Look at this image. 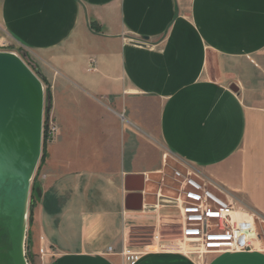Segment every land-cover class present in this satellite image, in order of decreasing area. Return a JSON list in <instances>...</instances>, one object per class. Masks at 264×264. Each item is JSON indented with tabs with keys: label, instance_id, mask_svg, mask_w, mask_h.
<instances>
[{
	"label": "crops",
	"instance_id": "1",
	"mask_svg": "<svg viewBox=\"0 0 264 264\" xmlns=\"http://www.w3.org/2000/svg\"><path fill=\"white\" fill-rule=\"evenodd\" d=\"M1 35L36 58L55 101L68 94L38 179L36 264H125L127 249L136 264H264V0H0ZM172 165L256 223L257 249L161 247ZM128 176L141 211L126 209Z\"/></svg>",
	"mask_w": 264,
	"mask_h": 264
},
{
	"label": "water",
	"instance_id": "2",
	"mask_svg": "<svg viewBox=\"0 0 264 264\" xmlns=\"http://www.w3.org/2000/svg\"><path fill=\"white\" fill-rule=\"evenodd\" d=\"M231 90L239 91L235 86ZM43 115L41 81L24 62L0 52V223L4 228V235H0V264H28L25 249L30 189L25 216L24 202L20 206L12 202L17 192H11V184H17L29 171L39 139L42 145ZM141 178L144 183L145 178ZM130 179L131 176L126 178V209L141 211L144 186L131 189ZM133 197L138 198L136 207L129 206Z\"/></svg>",
	"mask_w": 264,
	"mask_h": 264
},
{
	"label": "built area",
	"instance_id": "3",
	"mask_svg": "<svg viewBox=\"0 0 264 264\" xmlns=\"http://www.w3.org/2000/svg\"><path fill=\"white\" fill-rule=\"evenodd\" d=\"M175 178L179 184L177 195L167 198L166 203L178 212L180 239L162 244L161 247L199 258L209 254L241 253L257 249L261 234L256 223L239 221L234 205L215 193L191 169L184 172L177 170ZM154 238L158 240L159 236ZM122 254L125 264H136L141 256L140 252L131 249L124 250Z\"/></svg>",
	"mask_w": 264,
	"mask_h": 264
},
{
	"label": "rangeland",
	"instance_id": "4",
	"mask_svg": "<svg viewBox=\"0 0 264 264\" xmlns=\"http://www.w3.org/2000/svg\"><path fill=\"white\" fill-rule=\"evenodd\" d=\"M0 52L15 54L38 77L44 89V115L41 159L38 162L37 168L31 180L29 211L27 217V239L25 249V255L28 264H36V253H34L32 248L31 232L34 222V212L37 206V199L39 194L38 179L41 176L43 167L45 165L51 164L52 147L61 139V125L58 119V115L56 114V110H58V105L61 108L65 106L68 99V94H60L59 99L55 101V95L50 87V82L42 74L40 70V63L36 60V58L32 56L28 51H26L23 47L16 43H11V40L8 37L6 38L2 35L0 36ZM175 167L178 168L177 165H172L168 168V175L169 182L174 188L173 191L176 193L175 195H177L179 184L175 178ZM218 195L222 198H225L221 193H218ZM169 211L171 212V215L163 221V223L161 224V229L164 230V235L167 236L169 240L177 241L180 239L181 228L178 212L175 208H171ZM148 230L149 229L147 228L140 229V231L135 234V240L139 241L140 243H147L146 241H150L151 231Z\"/></svg>",
	"mask_w": 264,
	"mask_h": 264
},
{
	"label": "bare ground",
	"instance_id": "5",
	"mask_svg": "<svg viewBox=\"0 0 264 264\" xmlns=\"http://www.w3.org/2000/svg\"><path fill=\"white\" fill-rule=\"evenodd\" d=\"M5 54H11L12 56L18 58L15 54H12V53H5ZM40 145H41V140L39 139L38 145H37V150H36L35 156L33 158V161L31 162L29 171L24 173L22 180H20L17 184H13V185L11 184V187L13 188V190H11V192H13V193L17 192V195H13L12 202L16 206H20L21 203L24 202V214H25V216L27 213V199H28L27 195L29 193V189L31 186V180L33 178V175L35 173V170L37 168V165H38V162H39L40 156H41L42 145L41 146ZM25 228H26V224H25ZM3 230H4L3 225L0 223V235H4Z\"/></svg>",
	"mask_w": 264,
	"mask_h": 264
}]
</instances>
